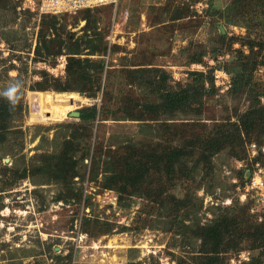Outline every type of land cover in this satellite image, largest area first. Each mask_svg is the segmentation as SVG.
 Masks as SVG:
<instances>
[{
	"label": "rangeland",
	"instance_id": "rangeland-1",
	"mask_svg": "<svg viewBox=\"0 0 264 264\" xmlns=\"http://www.w3.org/2000/svg\"><path fill=\"white\" fill-rule=\"evenodd\" d=\"M239 1L119 0L87 11L42 14L25 0H0V93L21 85L15 103L0 95L14 108L0 139V264H177L196 256L200 247L198 239L185 237L183 226L243 209L254 222L262 221L264 138L259 147L253 133L210 156L207 175L189 161L187 174L177 173L170 184L152 173L147 180L151 189L144 193L119 194L102 187L124 146L138 138L158 142L157 121L142 124L120 112L153 99L143 83L151 76V85L184 91L192 72L204 75L199 114L158 119L174 122L180 134L190 129L201 133L200 122L210 129L215 122L235 121V111L254 104L244 94L232 95L224 66L241 57L237 49L248 52L247 38L264 42V2ZM102 42L104 54H90ZM67 54L102 58L104 68L100 73L93 64L87 66L97 89L75 91L82 101L63 118L56 113L52 118L34 99L57 91L32 86L43 82L44 74L63 77ZM251 82L264 89V64L253 69ZM258 99L264 104V96ZM92 105H101L104 114L76 128L81 121L68 112ZM183 121L198 123L187 127ZM68 138L71 145H63ZM66 146L77 158L74 169L55 158ZM84 153L86 158L79 160ZM22 171L25 175L11 182L12 173ZM161 184L164 190L154 198L152 190ZM170 194L185 196V206L174 208ZM241 245L243 250L226 256V264L259 252L247 249L246 242Z\"/></svg>",
	"mask_w": 264,
	"mask_h": 264
},
{
	"label": "trees",
	"instance_id": "trees-1",
	"mask_svg": "<svg viewBox=\"0 0 264 264\" xmlns=\"http://www.w3.org/2000/svg\"><path fill=\"white\" fill-rule=\"evenodd\" d=\"M239 3H235L236 7H239ZM89 9L85 8L86 11ZM83 19L86 18L83 17ZM103 43L100 46H95L96 48L92 49L93 52L90 54L103 55L105 49ZM243 45H246L248 52L244 53L243 50L237 49L236 51L241 57L235 61V64L229 62L224 67L230 75L229 91L232 95L244 94L245 99H253L254 104L249 103L247 108L241 112L235 111V121L226 119L224 122H215L210 129L204 127V122H200V125H203L201 133H195L190 129L188 132L180 134L177 125L173 126L174 122H166L167 118L164 121L158 119L162 115L173 116L176 113L182 115L188 113L199 114L202 105L201 98L204 95L203 81L205 77L201 72H192V83L187 84L184 91H179L163 90L157 84L151 85L155 82V75L154 77L151 76V80H146L143 83L151 90L153 99L135 102L133 105L124 107L120 112L127 119L138 120L142 124H147L149 120L157 121L156 128L161 130L158 134L160 135L158 136V142L148 144L149 142L145 138H138L124 146L125 153H123L116 168L106 175L102 184L103 188H114L119 194L144 193L143 191L151 189L147 180L152 173L156 174L157 177L164 176L170 184L177 173H180V175L187 174L184 169L187 168L186 163L189 161L192 163L193 168L201 166L203 175H207L211 168L210 156L226 147L232 149L235 143L233 141L239 140L242 142L241 135L250 139L253 133L258 146L262 145L260 139L264 138V104H259L258 97L264 96V89L260 88L257 82H251V75L257 65L264 64V54L260 60L257 59L258 53L261 50L264 51V42L247 38ZM255 46H257V51L253 50ZM199 57L193 58L192 61L196 62L200 59ZM91 64L97 68V72L101 73L103 71L104 61L102 58L90 60L89 58H77L74 55L67 54L63 77L44 74L43 82H34L32 87L38 90L51 89L57 92L76 91L84 93L94 91L97 86L92 79V74L86 69ZM133 71L136 72L137 70ZM154 86L155 88H153ZM11 105L0 98V139H3L2 131L7 127L14 111ZM78 112L77 118L81 122L77 124L76 128L79 129L84 123L95 119L97 115H103L105 108L101 105L99 107L95 105L85 106ZM179 123L188 127L191 123L198 122L183 121ZM65 144L71 145L69 138L63 143V145ZM67 149V146L61 149L55 158H59L65 167L74 169L77 158L73 159L74 156L68 154L70 149ZM237 155V152L234 151V156ZM79 157V160H82L86 158V155L84 153ZM0 174H3L1 168ZM24 175L25 171L19 174L12 173L11 182L16 181V177H23ZM162 186L161 184L160 188H153L154 198L161 195L164 190ZM168 201L174 205V208L183 207L186 203L185 196L176 199L171 194L168 196ZM250 216L246 209L241 211L229 210L218 214L207 223H192L183 226L185 229L187 228L185 237L198 239L200 247L196 256L190 257L187 262L182 259L176 260L177 264H226V256L230 252L243 250L241 242H246L247 249H258L259 252L256 256H252L246 261H240L238 264H262L264 218L261 222H254Z\"/></svg>",
	"mask_w": 264,
	"mask_h": 264
},
{
	"label": "built area",
	"instance_id": "built-area-1",
	"mask_svg": "<svg viewBox=\"0 0 264 264\" xmlns=\"http://www.w3.org/2000/svg\"><path fill=\"white\" fill-rule=\"evenodd\" d=\"M30 7L34 5L39 13L57 14L73 13L80 9L90 8L101 4L116 5L119 0H25Z\"/></svg>",
	"mask_w": 264,
	"mask_h": 264
},
{
	"label": "bare ground",
	"instance_id": "bare-ground-1",
	"mask_svg": "<svg viewBox=\"0 0 264 264\" xmlns=\"http://www.w3.org/2000/svg\"><path fill=\"white\" fill-rule=\"evenodd\" d=\"M67 99H70L71 102H66ZM77 101H82V97L75 93V91L42 92L34 99V103L39 105L41 112L50 113L52 118L56 114L63 118L67 111L75 106V102Z\"/></svg>",
	"mask_w": 264,
	"mask_h": 264
},
{
	"label": "clouds",
	"instance_id": "clouds-1",
	"mask_svg": "<svg viewBox=\"0 0 264 264\" xmlns=\"http://www.w3.org/2000/svg\"><path fill=\"white\" fill-rule=\"evenodd\" d=\"M20 86L21 85L19 83L11 84L7 90H5L3 93H0V95L5 96L10 102L15 103L17 99L16 93L18 92Z\"/></svg>",
	"mask_w": 264,
	"mask_h": 264
},
{
	"label": "water",
	"instance_id": "water-1",
	"mask_svg": "<svg viewBox=\"0 0 264 264\" xmlns=\"http://www.w3.org/2000/svg\"><path fill=\"white\" fill-rule=\"evenodd\" d=\"M221 32L223 34V31H221ZM66 102L70 103L71 100L67 99ZM68 114H69V116L78 117L79 112L77 110H73V111H69Z\"/></svg>",
	"mask_w": 264,
	"mask_h": 264
}]
</instances>
